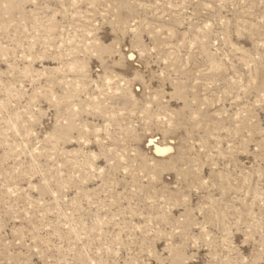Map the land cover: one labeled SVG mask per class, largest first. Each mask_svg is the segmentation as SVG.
Wrapping results in <instances>:
<instances>
[{
  "label": "rangeland",
  "instance_id": "obj_1",
  "mask_svg": "<svg viewBox=\"0 0 264 264\" xmlns=\"http://www.w3.org/2000/svg\"><path fill=\"white\" fill-rule=\"evenodd\" d=\"M0 264H264V0H0Z\"/></svg>",
  "mask_w": 264,
  "mask_h": 264
},
{
  "label": "bare ground",
  "instance_id": "obj_2",
  "mask_svg": "<svg viewBox=\"0 0 264 264\" xmlns=\"http://www.w3.org/2000/svg\"><path fill=\"white\" fill-rule=\"evenodd\" d=\"M164 151H166V149L164 150V149L156 148V152H164Z\"/></svg>",
  "mask_w": 264,
  "mask_h": 264
}]
</instances>
